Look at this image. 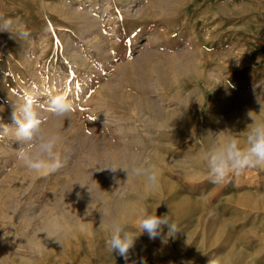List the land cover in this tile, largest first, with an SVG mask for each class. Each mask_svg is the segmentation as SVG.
<instances>
[{"label": "rangeland", "instance_id": "obj_1", "mask_svg": "<svg viewBox=\"0 0 264 264\" xmlns=\"http://www.w3.org/2000/svg\"><path fill=\"white\" fill-rule=\"evenodd\" d=\"M0 17L29 34L0 32V123L13 125L14 105L27 94L46 104L64 93L75 104L70 118L45 113L44 128L63 137L55 172L34 174L17 161L13 135L0 139V242L6 234L27 242L12 233L11 221L49 218L63 230L47 246L60 248L72 240V225L82 236L93 232V216L74 221L88 208L97 209L95 220L110 221L107 206L113 214L120 207L119 221L138 226L145 214L188 198L199 202L179 219L177 237L165 229L166 237L150 243L170 252L165 264H208L210 257L230 264L234 244L244 255L240 264H264V169L216 185L203 161L218 140L235 137L246 146L253 119L264 123V0H0ZM148 157L182 190L175 197L123 169L100 171ZM249 191L260 209L241 207ZM165 241L178 249L160 246ZM186 245L190 259L181 255Z\"/></svg>", "mask_w": 264, "mask_h": 264}, {"label": "clouds", "instance_id": "obj_2", "mask_svg": "<svg viewBox=\"0 0 264 264\" xmlns=\"http://www.w3.org/2000/svg\"><path fill=\"white\" fill-rule=\"evenodd\" d=\"M0 32H9L21 39L29 35L26 31L16 28L13 19L4 17H0ZM74 111L75 104L67 94L61 93L52 96L46 104L39 102L31 94H27L22 104L14 105L13 125L0 123V139L12 134L19 144L16 152L17 161L34 174H50L62 167L60 147L63 137L59 132L44 128L49 119L45 113H51L57 118H70ZM253 121L247 134L246 146L242 147L238 139L232 137L218 140L204 152L203 161L210 182L224 185L248 169H264V123L257 122L255 119ZM105 169L112 173L123 169L127 172L128 178L130 176L144 177L150 188L155 189L158 186L159 173L155 165L134 164L128 167L113 163L108 167H102L100 171ZM80 184L82 187L87 186L88 191L92 194L91 185ZM96 184L99 186L97 182ZM101 226H103V222H101ZM165 229H167L168 237L174 236L180 231L179 225L172 221L167 214H145L136 231L131 230L128 225L114 220L108 227L106 247L111 253L118 254L127 261L141 234L147 233L152 240L163 239ZM62 230L58 224L52 226L53 233L58 234ZM47 236L56 239L52 233H47ZM208 264H220V260L210 257Z\"/></svg>", "mask_w": 264, "mask_h": 264}, {"label": "bare ground", "instance_id": "obj_3", "mask_svg": "<svg viewBox=\"0 0 264 264\" xmlns=\"http://www.w3.org/2000/svg\"><path fill=\"white\" fill-rule=\"evenodd\" d=\"M73 16H75V15H73ZM67 18H68V16H67ZM218 68H220V67H218ZM208 77H209V75H208ZM162 110H164V109H162ZM153 112H154V110H153ZM92 126L94 127V125H92ZM179 130H180V128H179ZM134 131H135V129H134ZM131 132H133V130H131ZM103 141H104V139H103ZM139 141H140V139H139ZM239 143H240V145H242V140L239 141ZM142 144H143V151L145 152L144 154L146 155L147 143H146V141H143ZM125 151H126V149H125ZM130 151H133V149L132 150L130 149ZM135 155H137V154L131 153L128 155V157H130V159H134V161H135L137 159V157ZM149 155H151V154H149ZM145 159L146 160H144V162L142 164H151L150 162H148L149 157L145 158ZM126 164H127L126 166H130L132 163H130L128 160L126 162ZM170 172H172V171H170ZM246 173H249V169L246 170ZM172 183H173V181L170 180L169 178H166L165 176L159 175L158 184L160 185V187L164 193V198H166V199H171L172 197H175L174 193L177 192L178 190H181L177 186H176V188H174L173 185H175V184H172ZM29 185H30V183H29ZM256 185H257V183H256ZM176 189H177V191H176ZM195 189L200 190V187H198L196 185ZM22 192L23 191H21V193ZM247 194L250 196V198H249L250 201L246 202V203H243L240 201L241 207L243 209L248 208V207L259 208L260 202L254 198V193L249 191V192H247ZM20 196H18V197H20ZM54 197H55V195H54ZM1 201H3V200H1ZM195 202L197 203L199 201H197V200L192 201L188 198H184L182 201L179 202L178 205L174 204L171 206V208L168 207L169 205H167V206L164 205L161 207V214L160 215L167 214L172 221L178 223L179 219L181 217L183 218L189 212L188 211L189 209L187 207L192 205V204H195ZM18 203H19V201H18ZM165 209H166V212H165ZM169 209H174L175 212L172 213L171 210H169ZM205 210L206 209L203 208L200 211L201 217L204 216V214L206 212ZM1 211H2V209H1ZM106 211H107V213H109L110 217L111 216L113 217V220L112 219L110 221H97V220H95V217L98 215V211H97V209H95L93 207L88 208L86 211L82 212V215L78 214L74 220L76 222H78L79 220H86L87 217L89 218V216H91V217L93 216V222L90 223V227L93 229V232L86 235V236H82L80 234V231L78 230V226L72 225L70 228H67L69 234L72 237V240L69 239L70 241L62 242L60 245V248L51 247V244L49 246H47V243L49 241L48 239H50L48 236L46 237L47 240H45L46 241V245H45L43 242V236L41 234L42 230H46L47 233H52L54 235V233L52 232V226L57 224L56 221H53L49 218L45 219L46 221H37V222H32V221L31 222H25V221L18 222L17 220H15V221H17V223H14L13 221H11V222H9V224L7 223V225L10 227L9 229L12 231V233L13 232H17V233L19 232L24 237H28V239H27L26 243L19 241L18 238H12V237L9 240H5L7 238V234H6L5 235L6 238L2 242H0V264H165V262L168 260L167 259L168 256H170L169 255L170 252H167L165 250L162 251L161 249L153 247L152 244H150V243L158 244L159 241H158V239H155V240L150 239L147 233H143L138 237V239L136 241L135 248L132 250L127 261H125V259L122 256H120L118 254L111 253L108 250V248L106 247V243H105L106 239L108 238V227L112 221H114V220L119 221V219L121 220V218L119 217L118 214L122 211H121L120 207H118L116 214H113L110 205L107 206ZM191 212L195 213V212H199V211H197V209H192ZM3 214L4 213H2V215ZM128 216H130V215H128ZM174 217H175V219H173ZM2 218H3V216H2ZM186 218L190 219L189 216ZM180 220H182V219H180ZM2 221L3 220H1V222ZM185 221H187V220H185ZM101 222H103V226H101ZM3 224L5 225V223H3ZM83 224H85V223H83ZM0 225H2V224H0ZM126 225H128L131 230H134V231L137 230V226L134 225V223H132L130 221H128L126 223ZM30 226L34 227L32 234H29V231H28ZM20 228H21V231H20ZM4 231H8V230H4ZM8 234H9V232H8ZM164 237H166V236H164ZM173 237H177V235H175ZM169 238H172V236ZM31 242H33V245L31 244ZM167 245H168V248L172 247L174 249H178L177 246H174L175 245L174 243L168 242V241L166 242V244L162 243L160 246L166 247ZM187 249H188V245H186L184 247V249L181 251V255L184 258H185V255L187 254ZM186 256H188L189 259L191 258L189 254H187ZM226 257L228 260L231 261L230 264H233V262H235V261H237L239 264L244 263V261H245L243 252L237 250L236 244L231 246V249L229 250Z\"/></svg>", "mask_w": 264, "mask_h": 264}]
</instances>
